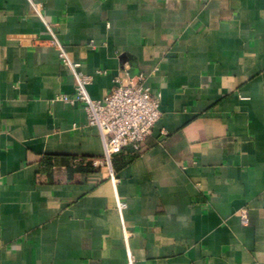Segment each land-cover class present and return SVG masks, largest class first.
I'll return each mask as SVG.
<instances>
[{
  "label": "crops",
  "instance_id": "obj_1",
  "mask_svg": "<svg viewBox=\"0 0 264 264\" xmlns=\"http://www.w3.org/2000/svg\"><path fill=\"white\" fill-rule=\"evenodd\" d=\"M34 1L0 0V264H264V0ZM57 43L93 100L161 94L115 185Z\"/></svg>",
  "mask_w": 264,
  "mask_h": 264
},
{
  "label": "built area",
  "instance_id": "obj_2",
  "mask_svg": "<svg viewBox=\"0 0 264 264\" xmlns=\"http://www.w3.org/2000/svg\"><path fill=\"white\" fill-rule=\"evenodd\" d=\"M32 10L40 15L41 5L34 0H27ZM47 29L51 31L46 24ZM62 61L68 65L75 78V94L73 96L57 95L54 101L74 105L81 104L87 124L98 129L103 143L102 157L91 161L92 166H105L113 185L117 183L112 169V159L127 149L131 156H138L142 143L152 133L155 124L161 117L159 109L161 94L152 92L145 86V77L139 75L128 82L115 80V86L110 90L104 101L93 100L87 92L90 78L79 71L80 64L71 62L64 50L57 43ZM126 203L117 201V210L121 215ZM244 222H247L246 220ZM128 257V264H132Z\"/></svg>",
  "mask_w": 264,
  "mask_h": 264
}]
</instances>
